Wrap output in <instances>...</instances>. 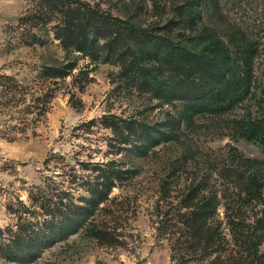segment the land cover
Segmentation results:
<instances>
[{"label":"rangeland","instance_id":"obj_1","mask_svg":"<svg viewBox=\"0 0 264 264\" xmlns=\"http://www.w3.org/2000/svg\"><path fill=\"white\" fill-rule=\"evenodd\" d=\"M84 1L112 15L130 17L136 25L156 27L164 23L173 0ZM213 1L207 3L212 6ZM218 3L221 14L210 10L207 21L225 41L231 32L243 33L256 49L253 69L260 101L252 100L250 111L263 118L264 0ZM66 5V0L0 3V227L14 221L9 203L17 197L28 203V189L42 182L47 172L43 160L51 150L64 152L71 162L74 156L114 157L137 172L112 188L109 199L91 217L93 225L46 248L27 264H264V228L256 246L258 261H252L251 250V227L260 201L245 198L233 178L222 175L213 163L224 165L237 152L264 160V146L233 134L222 116L203 114L195 117L194 128L183 126L179 140L160 143L144 157L116 154L107 144L109 129L79 124L103 113L154 122L175 109L160 104L143 81L142 69L153 61L154 43L123 58H106L104 51L93 59L85 51L65 50L54 30ZM68 62L74 66L65 77L38 75L42 65ZM42 88L52 95L38 115L35 95L40 99L49 95H41ZM185 143L194 149L193 157H183ZM80 144L84 147L79 149ZM97 227L108 233L98 237ZM0 264L12 263L0 256Z\"/></svg>","mask_w":264,"mask_h":264},{"label":"trees","instance_id":"obj_2","mask_svg":"<svg viewBox=\"0 0 264 264\" xmlns=\"http://www.w3.org/2000/svg\"><path fill=\"white\" fill-rule=\"evenodd\" d=\"M66 4L54 30V36L65 50L85 51L93 59H99L104 51L106 58H123L130 52H143L148 44L154 43V52L150 55L153 61L142 69L143 81L150 87L152 97L160 104L174 105L175 109H168L164 119L154 122L145 117L103 113L79 124L86 128L100 124L109 129L107 144L116 154L125 151L144 157L160 143L179 140L184 135L183 126L194 128L195 117L203 114L222 116L225 128L233 134L257 140L264 146V117L252 116L250 111L252 100L260 101L253 69L256 49L243 33L231 32L225 41L223 34L207 21L205 14L208 16L210 10L216 9L221 14L218 0L212 6L207 0H173L164 23L156 27L136 25L130 17L112 15L88 1L66 0ZM154 4L157 6L158 2ZM195 44L201 47L195 49ZM73 66L71 62L60 66L42 65V73L38 75L40 78L65 77ZM83 87L79 84L80 90ZM47 94L41 99L39 95L34 97L38 115L46 110L52 95L42 88L41 95ZM185 144L183 157H193L194 149ZM231 157L224 165L213 163L222 175L233 178L245 198L260 201L259 215L251 227L254 232L252 261L255 262L259 260L256 249L261 239L259 230L264 228V160L238 152ZM74 158L71 162V157L64 152L49 151L43 160L47 172L42 182L28 189V203L19 197L9 203L7 208L14 221L0 227V256L5 261L30 263L46 248L67 239L87 224L93 225L91 217L109 199L112 188L137 172L114 157ZM78 169L87 172L79 173ZM89 225L87 230L92 231ZM107 233L105 228L94 229L98 237Z\"/></svg>","mask_w":264,"mask_h":264},{"label":"clouds","instance_id":"obj_3","mask_svg":"<svg viewBox=\"0 0 264 264\" xmlns=\"http://www.w3.org/2000/svg\"><path fill=\"white\" fill-rule=\"evenodd\" d=\"M3 2V0H0V3H2Z\"/></svg>","mask_w":264,"mask_h":264}]
</instances>
